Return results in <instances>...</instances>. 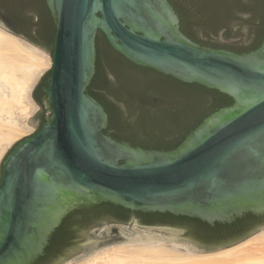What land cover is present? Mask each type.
I'll list each match as a JSON object with an SVG mask.
<instances>
[{"label":"water","instance_id":"1","mask_svg":"<svg viewBox=\"0 0 264 264\" xmlns=\"http://www.w3.org/2000/svg\"><path fill=\"white\" fill-rule=\"evenodd\" d=\"M46 3L56 28L53 52L35 44L50 51L52 66L33 88L35 99L38 87L46 95L29 119L39 129L2 160L0 264L35 263L68 214L102 202L211 226L264 214V39L241 54L201 45L181 31L169 0ZM0 27L23 37L7 24ZM99 31L131 62L216 89L233 104L206 117L173 150L114 139L103 132L108 113L87 92L96 73ZM262 228L264 223L242 238L217 243L201 239L187 224L102 220L83 229L78 243L84 247L58 264L134 243L183 242L214 251Z\"/></svg>","mask_w":264,"mask_h":264},{"label":"trees","instance_id":"2","mask_svg":"<svg viewBox=\"0 0 264 264\" xmlns=\"http://www.w3.org/2000/svg\"><path fill=\"white\" fill-rule=\"evenodd\" d=\"M169 1L181 18V31L201 45L241 54L262 44L264 0ZM0 8L28 40L53 52L56 28L46 0H0ZM96 48V73L87 92L108 113V127L103 132L118 141L144 149L173 150L206 117L233 104L231 97L216 89L186 83L131 62L115 51L100 31ZM42 87L35 93L40 104L46 98ZM151 96L158 99L152 101ZM45 121L43 118L42 124ZM132 217L147 224H187L188 230L201 239L217 243L242 238L264 223V214L248 213L232 223L211 226L169 212H143L102 202L68 214L52 235L45 254L33 264H51L75 243L83 229L97 222L126 223Z\"/></svg>","mask_w":264,"mask_h":264},{"label":"bare ground","instance_id":"3","mask_svg":"<svg viewBox=\"0 0 264 264\" xmlns=\"http://www.w3.org/2000/svg\"><path fill=\"white\" fill-rule=\"evenodd\" d=\"M45 58L42 50L0 27V157L30 130L27 116L36 108L31 91ZM68 264H264V229L214 251H197L182 242L134 243L106 248Z\"/></svg>","mask_w":264,"mask_h":264},{"label":"rangeland","instance_id":"4","mask_svg":"<svg viewBox=\"0 0 264 264\" xmlns=\"http://www.w3.org/2000/svg\"><path fill=\"white\" fill-rule=\"evenodd\" d=\"M22 39L25 40V41H27V42H29V43H31L32 45H34V46L37 47L38 49L42 50V52L44 53V55H45V57H46V58H45V61L43 62L42 66H41V68H43V70L41 71L40 77L38 78V80L36 81V84L34 85V87H35V86L37 85V83L41 80V78L44 76V74L46 73V71L52 66V56H51V54H50V51H48V50H46V49H44V48H42V47L36 45L35 43H33V42H31V41H29V40L23 38V37H22ZM34 87H33V88H34ZM33 88H32V91H31V97L35 100L34 102H35L36 108H35L34 112L29 113V114H31V115H33L34 113H36L37 111H39L40 109H42V107L39 105V103L37 102V100H36V99L34 98V96H33ZM29 114H28V115H29ZM23 115H24V113H23ZM31 115L27 116V117H29L28 119H30V116H31ZM29 125H30V126H29V127H30L29 129H30V130H26V131H24V132H23V135L19 136L18 139H17L16 141L12 142V143L6 148V150L3 152V154L1 155L2 157H0V169H1V165H2V160H3V158L5 157V155L8 153V151L11 149V147H12L14 144H16L18 141H20L22 138L26 137L27 135H29V134H31L32 132H34V131H36L37 129H39V127H36V126L31 125L30 122H29ZM0 174H1V173H0ZM263 229H264V228H262V229L256 231L255 233L249 235V236L246 237V238H249V237L253 236L254 234L259 233V232L262 231ZM242 240H245V238L242 239ZM242 240H241V241H242ZM241 241H238V242H241ZM238 242L233 243V244H230V245H228V246H225L224 248L231 247V246H233L234 244H237ZM182 243H183V242H182ZM186 244H188V243H186ZM189 245L195 247V248L197 249V251H200L195 245H192V244H189ZM180 248H181V250H184V249H185L184 247H180ZM85 255H86V253H79V254H77V255H75V256L69 258L68 260L62 262L61 264H68V263H76V262H79V261H75L74 259L77 258V257H79V256H85ZM83 260H84V259H83ZM81 261H82V260H81Z\"/></svg>","mask_w":264,"mask_h":264},{"label":"flooded vegetation","instance_id":"5","mask_svg":"<svg viewBox=\"0 0 264 264\" xmlns=\"http://www.w3.org/2000/svg\"><path fill=\"white\" fill-rule=\"evenodd\" d=\"M246 16H248V15H246ZM0 22L3 23V24H7L8 26H10L14 30H16L20 35H22L23 37H25L23 34H21V32L17 28V25L14 22L13 18H11L9 16V14L5 11L4 8H0ZM157 99L158 98L156 96H151V100L152 101H156ZM79 241H80V236L75 240V243H73V245L71 247H69L65 252H63L57 259H54L51 262V264H58V263H60V261L66 259L68 256H70L73 250L77 249L76 251H78V249H80V247H84L85 244L84 243H78ZM75 245H77V247L73 249L72 247H74Z\"/></svg>","mask_w":264,"mask_h":264}]
</instances>
